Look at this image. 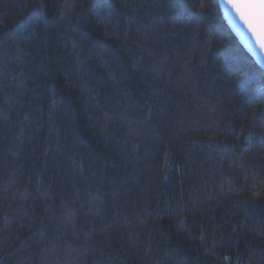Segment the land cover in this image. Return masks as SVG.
Returning <instances> with one entry per match:
<instances>
[{
	"label": "trees",
	"instance_id": "16d2710c",
	"mask_svg": "<svg viewBox=\"0 0 264 264\" xmlns=\"http://www.w3.org/2000/svg\"><path fill=\"white\" fill-rule=\"evenodd\" d=\"M0 264H264V69L218 0H0Z\"/></svg>",
	"mask_w": 264,
	"mask_h": 264
},
{
	"label": "snow or ice",
	"instance_id": "6c2138e0",
	"mask_svg": "<svg viewBox=\"0 0 264 264\" xmlns=\"http://www.w3.org/2000/svg\"><path fill=\"white\" fill-rule=\"evenodd\" d=\"M226 13H234L264 53V0H221Z\"/></svg>",
	"mask_w": 264,
	"mask_h": 264
},
{
	"label": "water",
	"instance_id": "95a60500",
	"mask_svg": "<svg viewBox=\"0 0 264 264\" xmlns=\"http://www.w3.org/2000/svg\"><path fill=\"white\" fill-rule=\"evenodd\" d=\"M219 7L221 9L224 20L226 21L228 27L231 29L232 33L238 39L239 43L247 51V53L254 59V61L264 69V53H261L259 48L256 47L255 41L250 32L244 24L235 16L234 13H226L221 0H218Z\"/></svg>",
	"mask_w": 264,
	"mask_h": 264
}]
</instances>
